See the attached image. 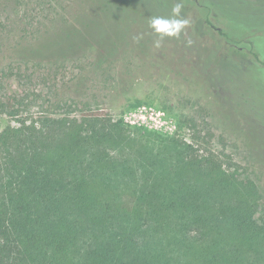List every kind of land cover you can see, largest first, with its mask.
Returning a JSON list of instances; mask_svg holds the SVG:
<instances>
[{"label": "trees", "instance_id": "obj_1", "mask_svg": "<svg viewBox=\"0 0 264 264\" xmlns=\"http://www.w3.org/2000/svg\"><path fill=\"white\" fill-rule=\"evenodd\" d=\"M191 1L264 65L258 35L238 20L264 0ZM98 49V59L109 52ZM227 112L264 174V142ZM40 115L0 129V264H264V182L230 154L203 148L199 134L132 130L109 115Z\"/></svg>", "mask_w": 264, "mask_h": 264}, {"label": "rangeland", "instance_id": "obj_2", "mask_svg": "<svg viewBox=\"0 0 264 264\" xmlns=\"http://www.w3.org/2000/svg\"><path fill=\"white\" fill-rule=\"evenodd\" d=\"M104 3L0 0V129L43 111L109 115L132 130L187 141L199 134L203 148L230 154L242 171L264 182L243 131L222 121L228 111L249 122L250 131L264 142V65H253L245 44L219 33L226 30L222 19L214 15L208 23L191 0ZM171 3L173 8L183 5L180 16L189 26L156 47L159 34L149 20L171 16ZM259 12L238 13V20L258 35L264 51V32L260 36L258 31L264 30V9ZM101 45L109 52L98 59ZM192 64L200 65L201 77L194 75ZM235 98L243 103V114L235 112ZM71 99L75 105L68 107ZM8 100L18 110L15 116L6 107Z\"/></svg>", "mask_w": 264, "mask_h": 264}, {"label": "clouds", "instance_id": "obj_3", "mask_svg": "<svg viewBox=\"0 0 264 264\" xmlns=\"http://www.w3.org/2000/svg\"><path fill=\"white\" fill-rule=\"evenodd\" d=\"M182 6L181 4L175 5L172 15L169 17L155 16L149 20V26L159 34V39L155 42L156 47H160V42L165 36L178 38L182 31L189 26V20L180 16ZM187 43L191 45L193 41L189 39Z\"/></svg>", "mask_w": 264, "mask_h": 264}]
</instances>
